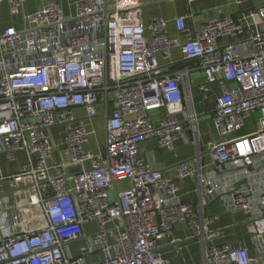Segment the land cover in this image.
I'll return each instance as SVG.
<instances>
[{
  "label": "built area",
  "instance_id": "built-area-1",
  "mask_svg": "<svg viewBox=\"0 0 264 264\" xmlns=\"http://www.w3.org/2000/svg\"><path fill=\"white\" fill-rule=\"evenodd\" d=\"M4 1L24 28L0 30V264H170L163 249L181 254L173 237L181 223L185 241L199 247L194 264H264V6L194 32L177 16L171 34L163 19L143 21L139 0H78L69 17L58 4L26 15L30 0ZM176 48L196 62L202 91L219 87L216 135L226 139L259 112L254 132L201 151L198 115L184 100L188 70L161 68ZM98 106L107 117L94 154L85 150L93 131L69 125L75 109L93 119ZM149 140L168 151L191 144L192 162L164 176L141 155ZM186 178L195 205L179 199ZM216 201L245 216L252 255L243 244L216 243L222 231L203 213Z\"/></svg>",
  "mask_w": 264,
  "mask_h": 264
},
{
  "label": "crops",
  "instance_id": "crops-1",
  "mask_svg": "<svg viewBox=\"0 0 264 264\" xmlns=\"http://www.w3.org/2000/svg\"><path fill=\"white\" fill-rule=\"evenodd\" d=\"M78 0H30L24 4V14L28 15L41 9L49 4H58L62 7L64 15L66 17L73 15L74 3ZM108 2L110 0H107ZM141 4L143 21L148 22L155 18H160L166 21V30L173 34L174 23L173 20L177 16L184 17L185 27L189 32L196 31L198 25L205 21H213L217 19H224L229 16H234L238 12L243 10L254 9L256 7L264 6V0H243L242 3L236 4L234 0H139ZM13 26L16 30L22 31L24 28L22 15L11 17L8 12L7 4L4 0H0V30L6 27ZM148 34L149 32L146 31ZM196 62H186L180 57L178 49H172L171 57L168 61H161V68L163 73L172 75L174 73L188 70L187 75L182 82L184 89V100H190L193 103L194 109L198 115V133L199 141L201 144V151H205L208 143H211V138L208 135V126L212 132L214 143L228 142L233 138L239 137L245 131V134H251L256 129L255 116L260 113L256 112L246 118L244 127L235 132L226 139H222L216 135L212 128L211 117L215 108V97L219 95L218 85L208 87L206 91H202L201 87L205 84V78L202 72L197 69ZM98 114L93 119H86L84 111L82 109H75L73 112L75 122L69 126H76L80 122H84L90 131H93V136L89 140V145H86L85 150H91L92 153L97 154L103 147L104 140V124L106 115L101 113L102 108L98 106ZM152 119L157 123L163 116L164 111H154L151 113ZM246 124H251L247 130H244ZM60 129V128H54ZM64 131V128H62ZM62 131V132H63ZM100 132L98 143L96 147L92 145V140L96 138L97 132ZM54 134V133H53ZM188 135V133H187ZM244 135V134H243ZM141 155L145 162H148L150 166L161 172L164 176H173L176 173V167L183 162H192L193 147L191 144L185 143L183 140L177 141L174 144L173 149L164 150L159 149L153 140L146 141L142 144ZM203 166L211 167L208 156L202 158ZM194 180L189 178L183 179L180 190L178 192L179 199L182 202L195 205L197 203V197L195 193ZM224 207H222L219 201L212 202L211 204L205 203L203 213L205 216H210L215 221L210 225L212 231H222L220 238L216 243L232 242L233 239L237 240V244H243L250 255L254 253V248L251 242V237L243 223L245 218L242 214H236L231 216L225 213ZM236 226L234 231H226L231 226ZM189 236L188 230L184 224H177L173 229V237L180 240L181 253L188 246L189 242L195 247H192L193 251L189 256H186L184 261L179 264H191L192 261L199 260V247L195 241H185ZM172 237H168L160 242L161 247H165L170 244ZM193 242V243H192ZM195 248L197 250H195ZM164 250V249H163ZM187 252V253H188ZM164 257L180 259L174 249H170L163 253ZM195 263V262H194Z\"/></svg>",
  "mask_w": 264,
  "mask_h": 264
},
{
  "label": "rangeland",
  "instance_id": "rangeland-1",
  "mask_svg": "<svg viewBox=\"0 0 264 264\" xmlns=\"http://www.w3.org/2000/svg\"><path fill=\"white\" fill-rule=\"evenodd\" d=\"M255 119H256V124H257V122H258V120H259V115H256V116H255ZM248 127H251V124H249V125L246 124V127L244 128V130H247ZM62 131H63L62 128H60V129H55V130H53V133L57 136L59 133H63ZM243 134H244V135H243ZM247 134H248V133L245 134V131H243L242 134H240V135H238V136H245V135H247ZM99 136H100V132L98 131V132H97V135H96V138H94V139L92 140V145H93L94 147H96V145H97V143H98V138H99ZM245 219H246V218H244L243 221H244ZM240 224H241V223H240ZM192 243H193V242H192ZM79 246H80V245H79ZM192 247H195V246H194L193 244H191V242H189L188 246L186 245L185 249L182 251L180 259L177 260V264L182 263V261H184L185 257L190 255V252H188V249H187V248H189V250L193 251ZM197 247H198V246H197ZM76 248L78 249V246H73V247H72V250H73L74 254H76V252H77V251H76ZM170 249H172V248H164L163 253L166 252V251H168V250H170ZM195 250H197V249L195 248ZM187 252H188V253H187ZM194 262H198V258L196 259V261H195V260L192 261L191 264H194Z\"/></svg>",
  "mask_w": 264,
  "mask_h": 264
},
{
  "label": "water",
  "instance_id": "water-1",
  "mask_svg": "<svg viewBox=\"0 0 264 264\" xmlns=\"http://www.w3.org/2000/svg\"><path fill=\"white\" fill-rule=\"evenodd\" d=\"M106 117H107V115H106ZM207 128H208V135H209L210 138H211V142L214 143V141H213V137H212V132H211V130H210V127L208 126ZM240 225L243 226V224H240ZM236 226H237V225L231 226V227H229L228 229H225V230H226V231H234V229L236 228ZM187 242H188V241H187ZM236 243H237V240H236V239H233L232 242H231V244H236ZM179 256H180V254H178L177 257H179ZM175 261H176V258L171 259L170 264H175Z\"/></svg>",
  "mask_w": 264,
  "mask_h": 264
}]
</instances>
